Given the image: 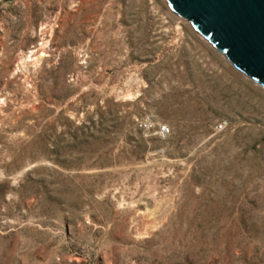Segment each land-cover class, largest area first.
I'll use <instances>...</instances> for the list:
<instances>
[{
    "label": "rangeland",
    "instance_id": "rangeland-1",
    "mask_svg": "<svg viewBox=\"0 0 264 264\" xmlns=\"http://www.w3.org/2000/svg\"><path fill=\"white\" fill-rule=\"evenodd\" d=\"M0 264H264V88L167 0H0Z\"/></svg>",
    "mask_w": 264,
    "mask_h": 264
},
{
    "label": "water",
    "instance_id": "water-1",
    "mask_svg": "<svg viewBox=\"0 0 264 264\" xmlns=\"http://www.w3.org/2000/svg\"><path fill=\"white\" fill-rule=\"evenodd\" d=\"M238 70L264 88V0H167Z\"/></svg>",
    "mask_w": 264,
    "mask_h": 264
},
{
    "label": "built area",
    "instance_id": "built-area-1",
    "mask_svg": "<svg viewBox=\"0 0 264 264\" xmlns=\"http://www.w3.org/2000/svg\"><path fill=\"white\" fill-rule=\"evenodd\" d=\"M218 128L222 129L223 128V123H219ZM161 131L165 132V134L168 132V128L166 127V125L161 127Z\"/></svg>",
    "mask_w": 264,
    "mask_h": 264
}]
</instances>
